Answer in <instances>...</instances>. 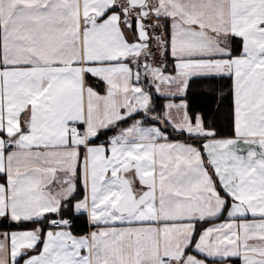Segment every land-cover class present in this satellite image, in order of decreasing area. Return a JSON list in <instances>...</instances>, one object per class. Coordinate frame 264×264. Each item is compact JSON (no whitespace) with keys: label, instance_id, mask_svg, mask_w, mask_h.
<instances>
[{"label":"snow or ice","instance_id":"1","mask_svg":"<svg viewBox=\"0 0 264 264\" xmlns=\"http://www.w3.org/2000/svg\"><path fill=\"white\" fill-rule=\"evenodd\" d=\"M0 264H264V0H0Z\"/></svg>","mask_w":264,"mask_h":264},{"label":"trees","instance_id":"2","mask_svg":"<svg viewBox=\"0 0 264 264\" xmlns=\"http://www.w3.org/2000/svg\"><path fill=\"white\" fill-rule=\"evenodd\" d=\"M197 103H200V101L198 100Z\"/></svg>","mask_w":264,"mask_h":264}]
</instances>
